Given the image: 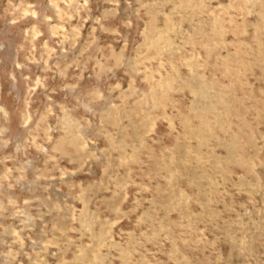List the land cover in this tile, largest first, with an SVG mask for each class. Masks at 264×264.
Returning a JSON list of instances; mask_svg holds the SVG:
<instances>
[{
    "label": "rangeland",
    "instance_id": "374dc122",
    "mask_svg": "<svg viewBox=\"0 0 264 264\" xmlns=\"http://www.w3.org/2000/svg\"><path fill=\"white\" fill-rule=\"evenodd\" d=\"M0 264H264V0H0Z\"/></svg>",
    "mask_w": 264,
    "mask_h": 264
}]
</instances>
